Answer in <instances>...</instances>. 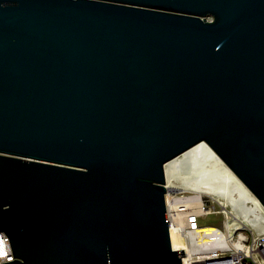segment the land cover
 <instances>
[{"label":"water","instance_id":"water-1","mask_svg":"<svg viewBox=\"0 0 264 264\" xmlns=\"http://www.w3.org/2000/svg\"><path fill=\"white\" fill-rule=\"evenodd\" d=\"M202 141L264 208V0H0L1 264H183Z\"/></svg>","mask_w":264,"mask_h":264},{"label":"built area","instance_id":"built-area-1","mask_svg":"<svg viewBox=\"0 0 264 264\" xmlns=\"http://www.w3.org/2000/svg\"><path fill=\"white\" fill-rule=\"evenodd\" d=\"M169 191L166 199L168 195L173 200L178 197L193 199L190 205L173 207L167 199L170 229L175 226L189 241V247L194 242L195 251L178 248L184 250L183 264H264V214L261 211L260 214H232L222 201L209 194L194 191L186 194L187 190L179 188ZM210 214L223 215V226L202 230L209 225H201V219ZM180 215L183 225H178ZM12 259L15 258L8 236L0 232V264Z\"/></svg>","mask_w":264,"mask_h":264},{"label":"bare ground","instance_id":"bare-ground-1","mask_svg":"<svg viewBox=\"0 0 264 264\" xmlns=\"http://www.w3.org/2000/svg\"><path fill=\"white\" fill-rule=\"evenodd\" d=\"M168 164H171L172 168L175 167L176 170L182 171L183 180L188 186H190L191 190L194 192L196 191L195 193L202 192V194H216L225 200L227 199L230 205L235 206V201L240 199H237L234 196L237 192L241 196V200H251L255 204V208H250L251 210L249 209V213L246 212V214L258 213V211L256 213L254 210L258 208L257 205L260 204L259 201L249 192L237 176L221 161L217 154L205 142L202 141L196 144L185 151L182 154V157L175 158ZM208 165L209 167H207ZM167 173L166 176L168 180L169 174ZM168 186L170 187V185ZM173 189L174 188L170 187V190ZM168 198L171 197L168 195L167 199ZM171 200L174 201L175 199ZM192 200H189L188 197H178L176 200L178 203L175 202L173 204L174 206H178L179 204L190 205ZM238 201L240 202V200ZM168 202L170 201L168 200ZM177 221L178 225L184 224L181 215L177 217ZM210 226L204 227L202 230L205 229L206 231H211L212 227ZM176 229L175 226L171 229V241L173 247L195 251L194 242L191 244L192 247H189L187 241L176 231Z\"/></svg>","mask_w":264,"mask_h":264},{"label":"rangeland","instance_id":"rangeland-1","mask_svg":"<svg viewBox=\"0 0 264 264\" xmlns=\"http://www.w3.org/2000/svg\"><path fill=\"white\" fill-rule=\"evenodd\" d=\"M178 157H182V155H180ZM207 167H209V165ZM175 171L177 172V174H176ZM165 172L166 173L168 172L167 174H169V179H168L169 181L167 180V185H170L171 188H179V189L188 190V192L186 194H189L190 192L193 191V190H191L190 186H188L185 183V181L183 180V173H182L181 170H176L175 167L172 168L171 164L167 163L165 165ZM170 187L168 186V188H169L168 190H170ZM209 195L214 196V198H216L218 201H222V205H224L232 214H246V212L249 213V209L250 208H255V204H254L253 201H251V200H241V196L237 192L234 194V196L237 199L240 198V199H238V200H240V202L236 199L237 201H235V206L230 205V203L227 201V199L225 200L224 198H222L220 196H217L216 194H209ZM168 200L170 201L169 203L172 205L173 203L176 202L177 199L172 201L171 198H168ZM176 203H178V201ZM239 205H240V207H239ZM173 206H174V204L172 205V207ZM257 207L258 208L255 209L254 211L256 213L258 211L257 214H260V211L264 214V209L262 208V206L259 204V205H257ZM223 220H224V216L223 215L210 214V215H207V216H205L204 218L201 219V225L223 226ZM187 243H188V246H189V241Z\"/></svg>","mask_w":264,"mask_h":264},{"label":"flooded vegetation","instance_id":"flooded-vegetation-1","mask_svg":"<svg viewBox=\"0 0 264 264\" xmlns=\"http://www.w3.org/2000/svg\"><path fill=\"white\" fill-rule=\"evenodd\" d=\"M210 226V225H209ZM211 226H216V225H211Z\"/></svg>","mask_w":264,"mask_h":264}]
</instances>
